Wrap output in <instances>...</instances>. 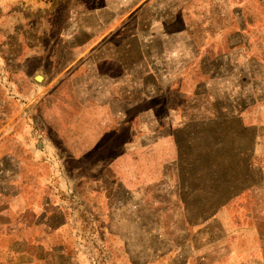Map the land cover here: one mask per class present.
<instances>
[{
  "label": "rangeland",
  "instance_id": "rangeland-1",
  "mask_svg": "<svg viewBox=\"0 0 264 264\" xmlns=\"http://www.w3.org/2000/svg\"><path fill=\"white\" fill-rule=\"evenodd\" d=\"M42 2L0 0V194L19 217L0 264H264V58H231L237 108L204 78L174 85L172 113L48 59L64 30Z\"/></svg>",
  "mask_w": 264,
  "mask_h": 264
},
{
  "label": "crops",
  "instance_id": "crops-1",
  "mask_svg": "<svg viewBox=\"0 0 264 264\" xmlns=\"http://www.w3.org/2000/svg\"><path fill=\"white\" fill-rule=\"evenodd\" d=\"M42 1L48 13H57L58 27L64 30L59 36L61 47L65 45V57L49 54L48 59L57 57L64 68L90 64L96 76L120 77L139 92V101L157 103L172 113L176 111L174 85L180 82L188 86L204 78L217 84L210 91L217 94L214 101L219 103L215 106L227 107L231 99L237 108V101L242 103V85L235 78L234 83L227 81L228 76H237L231 71V58H242L244 42L252 49L245 51L248 59L258 54L264 58V52L257 51L258 45L264 44V0ZM197 12L202 13V19L196 20ZM4 87H8L6 98L11 100L14 95L8 93L16 86L10 83ZM190 88L196 91L195 86ZM238 114L228 111L224 116ZM7 199L0 198V237L4 228L9 231L5 235H12L14 230L17 235L19 231L13 230V224L18 225V212L13 206L3 205ZM25 260L19 261L16 256L15 264Z\"/></svg>",
  "mask_w": 264,
  "mask_h": 264
}]
</instances>
